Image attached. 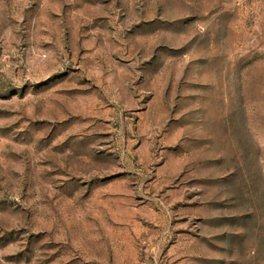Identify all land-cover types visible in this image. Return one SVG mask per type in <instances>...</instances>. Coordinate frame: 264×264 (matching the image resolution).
Wrapping results in <instances>:
<instances>
[{
  "label": "rangeland",
  "instance_id": "1",
  "mask_svg": "<svg viewBox=\"0 0 264 264\" xmlns=\"http://www.w3.org/2000/svg\"><path fill=\"white\" fill-rule=\"evenodd\" d=\"M0 264H264V0H0Z\"/></svg>",
  "mask_w": 264,
  "mask_h": 264
}]
</instances>
